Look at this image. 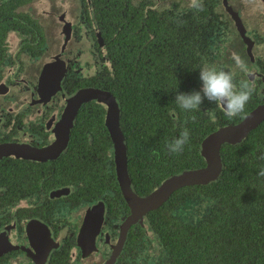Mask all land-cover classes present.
Wrapping results in <instances>:
<instances>
[{"label": "flooded vegetation", "instance_id": "1", "mask_svg": "<svg viewBox=\"0 0 264 264\" xmlns=\"http://www.w3.org/2000/svg\"><path fill=\"white\" fill-rule=\"evenodd\" d=\"M53 1L0 0V264H188L184 225L215 217L216 188H203L219 183L231 146L264 119L221 144L215 180L177 189L170 212L158 211L173 193L138 221L118 152L139 196L167 177L158 171L167 157L201 159L171 175L207 165L203 142L264 105V0H203L202 10L187 0ZM204 66L254 85L244 112L229 118L207 99L199 110L179 107L177 92L200 90ZM185 129L183 152L170 153ZM245 227L256 235L248 246L264 253V218ZM235 259L228 264H264Z\"/></svg>", "mask_w": 264, "mask_h": 264}, {"label": "trees", "instance_id": "2", "mask_svg": "<svg viewBox=\"0 0 264 264\" xmlns=\"http://www.w3.org/2000/svg\"><path fill=\"white\" fill-rule=\"evenodd\" d=\"M233 148V154L226 161L227 169L224 170L219 183L203 188L205 193L210 188L211 190L216 188V195L212 196L216 207L215 217L205 218L197 225H184L185 236L188 238L186 245L191 249L189 252L186 251L190 254L188 264H195L196 260L210 261V264H228L234 262L240 255L242 258L264 259V253L256 252L254 247L248 246L251 243L255 244L256 235L244 233L246 221L255 228L256 223L264 218V176L258 174L264 169V159L260 158L264 152V124L260 130L250 134L242 145L231 146V149ZM195 157L191 156L184 161L174 156L167 157L168 164L161 170L158 169L161 171L160 177L171 176L172 173L186 167L200 166L201 159L199 156ZM157 166L158 162L152 165ZM155 185L151 184L152 189ZM208 196L210 195L206 194V197ZM175 206L176 192L158 212H170ZM162 221L160 218L156 226L158 231L162 229Z\"/></svg>", "mask_w": 264, "mask_h": 264}, {"label": "water", "instance_id": "3", "mask_svg": "<svg viewBox=\"0 0 264 264\" xmlns=\"http://www.w3.org/2000/svg\"><path fill=\"white\" fill-rule=\"evenodd\" d=\"M76 109V107H75ZM74 117V116H73ZM264 119V105L255 109L241 123L224 127L212 133L201 147V154L207 165L200 169H184L166 177L157 184L147 196H139L131 187L127 177L126 153L118 152L117 168L121 174L122 188L132 207V221L141 220L149 210L162 205L177 189L195 183H210L221 173L223 163L220 155V146L223 143H239L250 130L255 128Z\"/></svg>", "mask_w": 264, "mask_h": 264}, {"label": "clouds", "instance_id": "4", "mask_svg": "<svg viewBox=\"0 0 264 264\" xmlns=\"http://www.w3.org/2000/svg\"><path fill=\"white\" fill-rule=\"evenodd\" d=\"M202 6L203 0H187L189 9L202 10ZM235 59L236 67L241 72H247L245 63L238 57ZM236 75L234 70L204 66L199 72L202 81L201 89L191 92H177L175 97L177 104L185 111L199 110L201 104L207 99L209 102H214L220 106L227 117L233 118L244 112L254 92V85L249 82L241 81L238 85ZM207 113L211 121L215 123L216 116L210 110ZM189 139V131L185 129L179 137L167 144L168 151L173 154L182 153ZM153 155L158 156V153L154 152ZM260 158L264 159V152L261 153ZM258 174L264 176V169Z\"/></svg>", "mask_w": 264, "mask_h": 264}, {"label": "rangeland", "instance_id": "5", "mask_svg": "<svg viewBox=\"0 0 264 264\" xmlns=\"http://www.w3.org/2000/svg\"><path fill=\"white\" fill-rule=\"evenodd\" d=\"M64 2H66V0H64ZM45 5H48V2H46ZM45 5H44V6H45ZM53 5H54L56 8H57V7H62L61 5L58 4V1H57V0H54V1H53ZM55 28H57V29L59 30V26H58V24H56V22H52V25H51L50 30L54 31ZM58 30H57V32H58Z\"/></svg>", "mask_w": 264, "mask_h": 264}]
</instances>
